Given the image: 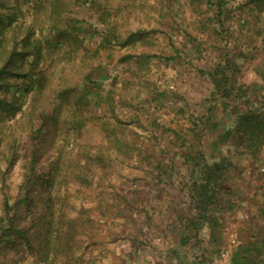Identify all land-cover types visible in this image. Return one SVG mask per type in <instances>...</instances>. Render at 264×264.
<instances>
[{"label": "rangeland", "instance_id": "rangeland-1", "mask_svg": "<svg viewBox=\"0 0 264 264\" xmlns=\"http://www.w3.org/2000/svg\"><path fill=\"white\" fill-rule=\"evenodd\" d=\"M232 2L235 7L233 27L225 38L226 46L229 49H264V8L248 4V0ZM203 9L184 4L183 0H0V66L15 43L18 50L26 46L42 49L37 64L41 73L35 72L33 77H10L3 80L6 84L0 90L2 101L13 105V110L8 112L0 103V228L8 225L9 210L16 214V228H29L25 235L0 245V264H88L96 261L93 239L106 228L100 220L104 204L109 211L119 205L135 207L144 197L148 208L154 205L155 195L145 192L143 196L140 189L136 193L127 185L119 191H102L100 187L106 185L108 177L105 175L120 172L122 176L124 159H130L143 145L162 140L165 143L167 131L173 125L181 131L183 127L190 129L192 119L156 117L157 126L162 129L153 134L147 128L152 126L155 117L147 115V108L141 111L125 104L122 119L128 121L129 116L136 114L140 115V121L120 124L112 115L108 102L102 99L109 94L112 80L118 75L121 79H126L127 75L131 77L132 83L126 84L125 90L132 98L142 96L137 92L146 81L161 80L163 83L165 76L160 69L150 70L145 60L141 62L142 59L132 57L121 61L127 51L136 55L138 51L157 49L160 61L168 65L165 60L170 63L175 59L171 49H216L218 37L214 35L206 43L205 31L199 28ZM161 27L169 31H154ZM135 29L141 31V36L133 43L124 44L129 31ZM110 30L117 42H104L100 47ZM96 49L101 51L93 55ZM203 58L212 59L211 55ZM35 65L32 58L22 63L27 70ZM97 67L103 74H97L100 95L81 96L86 74L92 70L96 72ZM70 88L68 96H60ZM118 88L113 89L112 94L116 101L118 97L124 100L122 89L118 92ZM155 92L161 90L153 94ZM189 104L195 112L201 111L199 102L190 101ZM237 104L229 102V114L218 116L216 113L215 118L218 117L220 123L233 120L230 113L236 112ZM208 129L206 127L201 135L206 143L213 137ZM34 133L38 134L35 139ZM238 140L239 136L228 139L229 142ZM35 153V173L43 175L48 183L26 184ZM104 163L107 166H103ZM236 170L238 173L226 177V181L230 184L232 177L237 195L224 200L235 207L228 212L231 207L225 204L220 218L231 228L229 233L232 229L238 232L241 242L225 254L229 246L226 232L219 242L222 252L214 257L215 264H231L233 252L264 229V164L246 167L240 162ZM52 213L55 220L48 227L52 232L48 233L44 223ZM124 217L125 223L135 225V234L144 233L143 226L138 224L142 220L139 216L128 212ZM147 220L151 222L152 215ZM146 225L149 231L150 224ZM66 234L75 239L74 250L58 249L56 252L58 237ZM48 235L54 242L48 254L49 261L44 262ZM191 260L188 259L187 264H195Z\"/></svg>", "mask_w": 264, "mask_h": 264}, {"label": "crops", "instance_id": "crops-1", "mask_svg": "<svg viewBox=\"0 0 264 264\" xmlns=\"http://www.w3.org/2000/svg\"><path fill=\"white\" fill-rule=\"evenodd\" d=\"M229 1L233 5L232 0ZM183 3H188L193 7L198 5L206 9L208 0H183ZM204 9L203 13L199 11L201 16L199 17V28L205 31L203 39L206 43H209L207 39H212L214 35L218 37L215 41L216 49H171L175 59L172 58V62L169 63L168 59L166 61L165 57V59L162 58L168 65L160 61L157 49L152 50L150 53H155L156 56L153 55L146 59L145 65H150L148 68L152 71L160 69L161 75L165 77L163 83L159 80L156 83L146 81L145 85L141 84V91L137 92V95L142 93L141 97L128 96L125 86L126 84L130 86L131 77L129 75L126 76V79L120 77L118 87L120 90L122 89L120 93L124 100L118 97V100L115 101L121 111L124 107L134 105L141 111L147 108V115L152 118L171 116V119L188 118L189 121L192 120L190 129L183 127V131H181L173 125L168 130L169 132L167 131L168 140L165 143L162 140L143 145L138 152L131 155L130 159H124L122 166L125 170L122 171V176L119 174L120 172L111 174L112 176L105 175L108 176L105 178L106 185L100 187L104 192L115 189L119 191V188L127 185L136 193L140 189V193H150L156 198L154 205L149 208L143 200L144 197L141 198L140 202L142 203L135 207L122 208L119 205L109 211L107 205L104 204L100 220L106 228L93 239L96 242V249L93 251L98 260H92L88 264H185L190 259V255L187 253L188 245H185L182 238L183 230H185L182 218L191 202L189 200L190 188L184 187V185L185 181H189L191 178L196 162H201L203 155L209 162L221 161L225 156L230 167L226 172L227 177L238 173L236 169L240 162L246 167H253L259 163L264 164V144L261 153L255 157L246 151L242 143L241 132L233 134L234 137L239 136L237 142L228 140L216 142L219 129L209 128V133L212 132L213 137L206 143L201 137L203 132L200 135L203 128L199 127V124L196 125L199 122L198 118L202 116L211 117L213 122L211 124H214L218 120V117L215 118L216 113L218 116L229 114L225 107L229 106L228 102L233 103V101L237 102L238 106L236 105V112L230 113V116L237 123L240 122V113L250 111L252 108H258L261 115L264 116V49H229L226 46L228 41L225 38L228 33L232 32L231 24L234 17L229 18L231 24L228 25L229 28L226 32L218 20L210 19L214 13H208ZM154 26L155 23L152 24L153 28H155ZM137 30L139 29L129 32ZM157 30L154 29L156 33L169 31L164 27ZM212 50L214 52H211ZM141 52L148 51L143 50L139 53ZM239 53H244L246 57L238 59L235 56ZM208 55H211L212 59L205 60L203 57ZM195 56H197L196 59H194ZM234 57L242 66L240 72H235L230 76L233 90L230 98H227L223 97L222 92L216 90L212 72L219 65H224L228 59ZM144 58L140 56L141 62L144 61ZM260 60L263 62L260 63ZM125 66L127 67V65ZM131 69L137 71L136 68L131 67ZM138 83L139 81L135 84L138 85ZM156 89H160L161 92L153 94L154 91H157ZM190 101L199 102V105H202L201 111L195 112L189 104ZM147 129L153 133V131L160 132L162 128L150 126ZM119 151L121 152L120 149ZM113 164L116 165V169H120L116 163ZM199 167L196 165L195 170L198 171ZM229 185L231 188L236 185L233 183L232 177ZM233 188L237 195L236 186ZM143 196L145 195L143 194ZM233 208L230 211L225 210L231 212ZM222 210V205H218L217 214L219 217ZM128 212L136 214L142 219L138 224L143 226L144 233L135 234V225L125 223L124 215H127ZM108 213L109 215L113 213V215L108 216ZM149 215H152L151 222L147 220ZM220 221L222 222V217ZM146 223L150 224L149 231L145 229ZM225 228L229 234L231 228L228 226Z\"/></svg>", "mask_w": 264, "mask_h": 264}, {"label": "trees", "instance_id": "trees-1", "mask_svg": "<svg viewBox=\"0 0 264 264\" xmlns=\"http://www.w3.org/2000/svg\"><path fill=\"white\" fill-rule=\"evenodd\" d=\"M201 1V0H197ZM229 0H208L207 8L204 9L208 13H214L213 16H210V19L218 20L219 24L222 28L227 32L228 25L231 24L229 18L234 17L235 7L229 3ZM248 4H251L256 7L264 8V0H248ZM78 25V23H76ZM228 26V27H227ZM113 30L108 32L101 42L100 47L105 45L104 42L110 44L111 42L115 43L117 40L113 38ZM114 34V33H113ZM141 36V31L137 30L136 32H129V35L124 44L133 43L137 37ZM78 37V36H77ZM76 37V38H77ZM79 38V37H78ZM116 38V37H115ZM114 39V40H113ZM17 43H15L14 49L9 53L8 58L4 59L3 65L0 66V90L6 83L3 80L10 79V77L22 78L25 76L33 77L35 72L37 74L41 73V70L37 69L38 61L41 57V47L28 48L18 50L16 48ZM112 50V49H109ZM101 49H96L93 52V55H98ZM138 51V55L145 57L144 60L149 59L151 56L156 54H151L150 52H141ZM133 52L127 51L121 61L128 60L129 58H140L137 56H133ZM235 57L244 58L246 55L244 53H239ZM228 59L224 65H219V67L212 72V79L214 84H216V90L222 92L223 97L230 98L233 90V86L231 82V75L235 72L241 71L242 64L237 61V58ZM32 58L36 65L27 70L22 66V63L28 59ZM20 60L19 63H17ZM100 67L96 68V72L94 70L90 71L85 76V83L83 94L81 96H88L91 94L101 93V85L99 83L98 75L101 76L102 73L98 72ZM103 76V74H102ZM120 82V75L118 77L113 78L112 87L108 95H105L102 100L108 102L110 106V111L112 115L118 120L120 124H127L130 122L140 121L138 115L132 114L128 117V121L122 119V112L118 103H116L115 98L112 94L113 89L117 88ZM66 94L60 95L65 98L72 91L71 88L68 89ZM68 94V95H67ZM88 98V97H87ZM0 97V103L4 110L10 112L13 110V105L10 103H4ZM229 104V102L227 103ZM228 106L225 107V109ZM250 109V111H246L240 113L239 119L240 122L237 123L236 120H227L221 124L219 120H217L214 124L212 122L211 117L202 116L199 119V127H202L203 130L207 128L219 129V133L216 136V142H223L230 139L235 132L242 133V143L245 146L247 152H250L253 156H258L261 153L262 146L264 144V116L261 115L259 109ZM159 118V117H157ZM156 119V118H155ZM152 120L151 124L153 127L158 125V120ZM40 133V129L38 130ZM203 131L200 132V135ZM38 136L37 133L33 134L34 139ZM101 154V153H100ZM203 154V153H202ZM35 155H33V160L31 161L32 165L27 174L26 184L36 183L37 181H41L42 184L48 183L49 181L40 173H35ZM102 155V154H101ZM102 158V157H101ZM103 161L106 160L104 157ZM228 161L225 160V156L222 157L221 161L209 162L207 157L203 155V160L201 162H196L195 166L198 165L199 170L192 171L191 178L189 181H185L184 187L190 188L189 194V209L184 213L183 226L185 230H183V242L185 245H188V254L190 255L191 261L195 262V264H215L214 257L217 253L222 252L221 243L222 238L228 233L227 229L224 227L225 224L220 221V217L217 214L218 205H222V208L225 204L229 207L233 208L235 204L231 202L224 201L226 198H233L235 194L234 188L227 184L226 181V172L229 170V166L227 164ZM106 163L103 164V166ZM107 165V164H106ZM165 175V174H164ZM36 177V178H33ZM232 195V196H231ZM6 207H9V203H6ZM224 209V208H223ZM8 211L7 222L8 225L5 228H0V245L5 241H14L20 235H25L27 228H16L15 221L17 219L16 214L10 213ZM66 214V213H64ZM53 213L50 218L45 221L44 228H47L48 233L50 232L49 226L53 225ZM3 222H6L3 220ZM205 228V230H204ZM229 235V234H228ZM72 235L66 234V236H59L58 248L55 249L57 252L58 249L61 251H73L75 239L72 238ZM207 237V239H206ZM53 238L51 235H48L47 240V255L43 259L44 262L49 261V251L52 250L51 245L53 244ZM186 253V252H185ZM188 255V256H189ZM187 264V262L185 263ZM231 264H264V229L258 235H253L245 244L240 246L233 252L231 257Z\"/></svg>", "mask_w": 264, "mask_h": 264}, {"label": "built area", "instance_id": "built-area-1", "mask_svg": "<svg viewBox=\"0 0 264 264\" xmlns=\"http://www.w3.org/2000/svg\"><path fill=\"white\" fill-rule=\"evenodd\" d=\"M240 238L238 235V232L235 229H232L229 233V246L224 251L225 254H228L231 252V249L235 246H237L240 243Z\"/></svg>", "mask_w": 264, "mask_h": 264}]
</instances>
